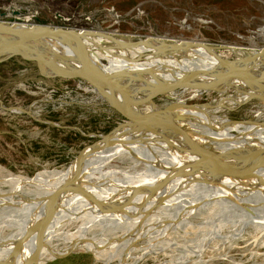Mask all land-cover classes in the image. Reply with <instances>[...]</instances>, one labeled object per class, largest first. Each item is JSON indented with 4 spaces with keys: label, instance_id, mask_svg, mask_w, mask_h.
Instances as JSON below:
<instances>
[{
    "label": "rangeland",
    "instance_id": "rangeland-1",
    "mask_svg": "<svg viewBox=\"0 0 264 264\" xmlns=\"http://www.w3.org/2000/svg\"><path fill=\"white\" fill-rule=\"evenodd\" d=\"M10 9L19 10L18 16L22 18L33 16L34 18L29 20L30 23L104 31L127 38L144 39L153 36L229 44L234 45L233 47L240 46L243 51L251 53L264 46V0H0L1 20L14 17ZM219 52L224 53L225 58L233 59L228 53ZM102 61L107 63L106 60ZM29 62L31 67L15 56L0 62V238L2 239L17 230L9 221H12L11 217L17 215L15 210L26 207L20 205V203L23 205L21 199L31 200L34 195L32 191L44 189L28 183L15 188L13 178L26 180L41 174L37 179L40 184L46 182V177L48 179L45 172L59 171L65 174L62 171L67 172L78 152L86 146L89 148L88 145L96 141L99 134H106L121 123L130 122L118 114L120 112L111 104L110 109L102 103V100L90 91L81 79L46 73L38 63ZM153 86L156 85L149 84L140 89L149 93ZM218 96V92L200 93L196 97H188L191 100L188 102L212 103ZM239 97L244 96L239 95ZM184 98L185 94L176 99L172 98V101L157 96L154 101L165 108H172L178 106V99H183L185 104ZM224 101H221L223 106L210 112L216 111L214 114L237 119L238 123L245 121L243 119L264 121V102L243 106L239 105L241 103H234L232 108L240 107L230 110L229 103ZM18 109H23L24 112L17 111ZM141 112L144 115L151 114L145 109ZM193 125L197 129L195 127H191V130L187 129L185 124L180 128L198 134L200 123ZM218 133L223 132L218 131ZM232 133L238 134L236 131ZM239 134L242 135L237 136L245 137L256 135V132L243 129ZM257 136L262 137V135ZM101 139L102 137L96 141V145ZM231 141H234V144H231ZM228 142L227 144L235 149L238 144H249L234 139ZM125 152H121L122 156L117 155V157L115 154L105 158L106 162H102L103 164L112 157H117L112 159L109 163L111 165L105 166L104 170L114 169L130 173L144 168L145 165L142 163H138V166L133 168L132 163L138 161H133L135 158L128 156L129 152ZM14 188L18 192L13 195V205L12 202L3 203L2 194H12ZM195 190L202 193L204 191L196 188L191 193L196 192ZM44 194L46 191L41 196ZM189 196L188 193L181 200H187ZM18 198L20 200H17ZM211 198L213 197L207 196L204 199ZM186 203L188 204L185 205V212L191 210V202ZM207 212L206 209H199L189 216L190 227L170 228L158 235L157 239L162 243L157 249L141 250L150 239L133 242L137 249L130 252L131 255L125 258L124 263L113 255L115 248L118 247L116 245H120L127 238L125 230L116 227V231L113 230L114 232L106 235L102 241L122 238L123 240L120 239L118 244L106 242L102 245V250L97 252L98 254L79 249L75 253L70 252L61 258L42 264H264V231L250 224L249 221L226 222L225 227L222 225L219 231L221 234L211 232L205 243L199 249L195 248L199 240L205 236L203 231L198 230V225L208 224L209 221L203 223ZM236 222L239 224L236 225ZM210 223L213 224L214 220ZM73 227L75 229V225ZM94 239L101 240L97 235ZM168 241L171 242L169 245L166 244ZM67 244L69 243L61 244V247L70 246ZM106 254L111 255L109 259H106ZM182 258H186L185 261Z\"/></svg>",
    "mask_w": 264,
    "mask_h": 264
},
{
    "label": "bare ground",
    "instance_id": "bare-ground-1",
    "mask_svg": "<svg viewBox=\"0 0 264 264\" xmlns=\"http://www.w3.org/2000/svg\"><path fill=\"white\" fill-rule=\"evenodd\" d=\"M19 24L24 25L23 23ZM113 36L109 35L107 32L96 36L87 35L83 38L84 41L89 43L86 45V49L83 50L86 51L85 53L81 50L77 51L70 42L66 41L68 39L65 35H63L60 42L62 45L59 46L70 59L76 60L80 55L83 57L90 56L95 58L99 63L115 69L125 65L127 59L130 60L141 54H150L155 50L157 51L161 49V46L163 45L159 41L160 37H149L151 39L146 43L133 44L132 39ZM172 40L179 41L180 39ZM64 41L65 43H68L63 44ZM14 55H20L26 57L29 61L38 63L43 72L61 77H71V70L53 58L48 52L46 45L41 41H33L24 49L15 52ZM195 56H197V58H195ZM102 58L114 65L109 62L108 64L103 63ZM232 61L233 59L225 58L224 53L222 52L205 54L202 50L195 49V53H192L191 50L185 49L180 50L178 53H175L171 57L158 63L144 62L141 63V66L150 68V73L152 70H155L161 79L171 81L177 79L178 76L181 75L176 70L182 69L183 71V69H187L197 71L200 70L199 68L202 66L216 65L220 63L224 64V62ZM263 63L264 56L257 62V65L259 66ZM166 65L170 67L167 68L165 67ZM230 70H233V66H230ZM242 89L244 88L241 86V90ZM198 93L195 91L191 95L196 97L198 96ZM218 93L219 96L216 97L212 103H207L205 106L185 105L183 99H178V106L167 109L175 120V130L171 129L169 126L161 124V121H159V115L149 117L150 115H144L141 110L138 109L136 113H133V115L130 116V122L121 123L113 129L110 134L106 135V137H102L97 145L94 144L93 147L85 149L78 159L76 158L73 160L67 168V172L62 171L67 175L59 171L45 172L44 174L48 175V179L46 177V182L40 184L37 179L41 174L26 180H14L13 178L15 188L22 187L25 183H28L35 184L44 189L39 188L36 191H32L34 195L31 200L21 199L23 200V205L21 203L20 205L26 206L27 208L24 207L23 209L21 207L22 210L18 209L17 211H14L17 215L11 217L12 221L9 222L11 225L15 226L17 230L14 234H11L5 239L0 238V258L7 256L14 246V243L21 238L27 228L32 225L35 220L34 218L44 213L45 204L41 199V194L46 191L45 189L61 183L70 176L72 177L77 169L81 170V173L83 174L82 179L89 184L91 195L95 200L102 199L116 203L127 198L133 199L139 196L136 200L140 203H144V205L140 208L141 210L137 216L130 219L129 216L122 213L103 214L100 211L97 212L95 207H91L90 202L87 201L84 196H81L80 194H69L61 203L58 212L54 215L53 223H51L50 235L47 240L48 251H44L43 259H50L56 254L60 255L64 252L67 253L71 251L72 253H75L79 249L92 250L97 253L100 249L102 250V245L106 242L118 244L122 238L110 239L108 241L106 240V242L102 240L103 238H106V235L114 232L113 230L116 231V227H119L122 231L125 230L124 232L125 235H127V238L125 240V235H123L125 241L120 245H116L118 247L115 248L116 251L113 255L124 263L126 260L125 258L128 255H131L130 252L136 248L133 242L150 239L148 244H146L141 250L157 249V246H160V243H162V241L157 239L158 235L163 234L165 230L170 228L180 227L185 229L188 226L190 227L191 219L189 221L188 217L199 209L208 210L207 215L203 218V223L205 224L206 221L209 222L206 225H203L202 223V225H198V230L203 231L205 236L199 240L200 242L198 241L199 244H197L196 247L193 246L197 249L205 243V240H207L211 232L215 231V233H218L221 227L229 221L238 222L241 220L242 223L249 221L250 224L256 225L264 231V170L262 169L259 171L260 166L257 167L256 158L259 153V161L264 162V121L249 119L248 121L246 120L242 123H238L236 121L231 122V119H228L226 116L214 114L216 108L223 106L221 103L222 100L228 102L229 107L231 108L234 103L242 104L244 100V97H239V95H241L239 92H237V94L227 95V92L223 90ZM148 94L150 93H139L137 97L146 98L145 96H148ZM169 97L177 98L171 94H169ZM238 97L240 100H238ZM115 109L118 112H123L118 108ZM212 109H214L213 113H211ZM19 110L24 112L23 109H18V111ZM148 112H150L151 115L155 114L153 113V110H149ZM197 122L198 125L200 123V127H198L200 128V132L198 134L187 132L184 128V130L180 128L185 124L186 128L191 130V127L196 128L193 124ZM218 122H220V124H218ZM243 129L253 130L256 132V135L245 137L237 136L242 135L239 133H241ZM218 131L223 133L219 134ZM232 131H236L238 134L235 135ZM186 134L193 138L195 141L192 142L193 144L188 143L189 141L184 139L185 137L189 138ZM257 135H262V137H258ZM230 139H234L238 142H248L250 145L247 143L238 144L235 149L227 144ZM231 144H234V141H231ZM193 145L197 148L204 147L215 152L224 153L227 156V158H224L226 161H220L222 162L220 163L217 161L215 162L214 160V162L207 160L205 159L206 157L204 158L198 151H196V149H194ZM125 151L127 153L129 152L127 154L128 156L131 155L135 158L133 161H138L132 163L131 166L133 168L137 167L138 163L144 164V168L142 170H134V172L130 173L114 169L104 170V167L107 166L112 159L117 158L122 154L121 152ZM115 154L118 156L112 157L109 161L106 159L108 162L104 164L102 163L105 161V158H109L113 155L115 156ZM245 163L246 165H249L245 171H248L249 173L258 171L257 175L244 181L233 177L222 179L231 190H229V187L226 189L213 183V180L215 179H212V177L209 179L210 182L192 183L188 186V184L191 183L190 179L177 174L178 172L182 173L185 171H202L205 172L204 175L207 176L208 174L213 173L211 171H214L223 165L238 166ZM120 174L121 176L119 177ZM153 184L157 185V190L152 197L146 198L143 194L139 193L145 186L149 187V185L153 186ZM15 188L12 191V194H2V196L4 195V197H2L3 203L12 202L11 204L13 205V195L18 192ZM196 188L204 189L203 193L197 192L198 190L191 193V191ZM232 192H236L235 199L230 196V193ZM188 193L190 196L184 201L191 202V205L189 203L191 210L185 212V205L188 203L181 199ZM207 196H212L213 198L204 199ZM17 200L20 199L18 198ZM7 205L8 204H6V206ZM93 205L96 206L95 204ZM129 209L130 211L136 210L135 207ZM211 220H214L213 224L210 223ZM237 222L236 225L239 224ZM73 225H75L73 232H65L63 236L61 235V231L66 229L65 227ZM91 232L93 234H91ZM219 233L221 234V232ZM89 234H91L92 237L95 234L94 236L97 235L101 240H95L89 236ZM59 236L64 237L61 244H66L68 242L69 244L67 245L70 246L59 247V249L58 247L56 248ZM87 237L91 239V242L88 244L85 243ZM34 241L35 238L33 237L25 241L24 244L29 251L33 248L31 246ZM170 243L171 242L168 241L166 244L169 245ZM161 247L163 246L161 245ZM110 253H112V251ZM110 256L111 255L108 254L106 259H109Z\"/></svg>",
    "mask_w": 264,
    "mask_h": 264
},
{
    "label": "water",
    "instance_id": "water-1",
    "mask_svg": "<svg viewBox=\"0 0 264 264\" xmlns=\"http://www.w3.org/2000/svg\"><path fill=\"white\" fill-rule=\"evenodd\" d=\"M10 12L14 15L13 18H10L9 20L0 19V62L15 56L30 65V62L26 57L14 54L18 50H22L30 45L33 41H41L46 45L48 52L53 58L71 70L72 79H81V82L86 85L90 91L95 93L102 100V103H105L109 108V105L111 104L113 108H118L123 111L118 114L128 120L138 109H145L147 111L153 110V113L155 114H150L149 117L159 115V121H161V124L169 126L171 129L175 130L176 123L174 118L170 115V111L167 110L169 107L165 108L154 101V98L157 96H162L172 101L169 94L174 95L177 98L178 96L185 94V104L189 106H205L207 104V102H188L191 101L188 97H193L191 94L195 91H197V93L200 92L202 94H208L210 91L219 92L224 90L230 95L237 94V92H239L242 96H244L243 103L240 106L246 104H261L264 102V63L259 66L257 65V62L264 56V46L251 53L243 51L240 46H235L237 48H234V45L229 44H211L195 40L173 41L170 38L154 37L159 38L160 43L163 44L161 49L157 51L155 50L150 54L138 55L130 60L127 59L125 65L114 69L99 63L95 58L90 56L83 57L80 55V57L76 60L70 59L59 46L62 45L60 42L63 35H65L68 39L66 41L70 42V44L77 51L81 50L85 53L86 51L83 50L86 49L85 47L89 43L84 41L83 38L87 35L96 36L104 34V31L88 29L79 30L65 26L30 23L29 20L34 18L33 16L22 18L18 16L20 15L19 10L10 9ZM19 23H23L24 25ZM109 35L119 36L115 33H109ZM149 37L152 38L153 36ZM149 37L144 39H128H132L133 44H142L151 39ZM68 42L65 43L64 41V43H62L67 44ZM185 49L191 50L192 53H195V49H200L205 54H214L215 52L224 51L233 57V61L224 62V64L220 63L216 65L202 66L199 68L200 70L197 71L187 69H183L182 71V69H175L181 75L178 76L177 79L171 80L170 82L161 79L155 70L151 69L152 72L150 73V68L141 66V63L144 62L158 63L171 57L175 53H178L180 50ZM195 58H197V56H195ZM103 59L104 58H102V60ZM106 64H108V62ZM230 66H233V70H230ZM165 67L169 68L170 66L166 65ZM149 84L156 85L149 92L150 95L145 96L146 98H138L137 96L139 93H144L140 88ZM241 86L244 88L243 90H241ZM182 89H185V91ZM200 93H198V95ZM240 106H236L230 110H235ZM230 119L231 122L237 120L232 118ZM243 120L248 121L249 119ZM110 132L106 134H99L97 140L101 137H106V135L110 134ZM184 139H187L186 141H189L188 143L195 142L191 136H189V138L185 137ZM96 141L88 146L93 147L94 144H96ZM86 147L78 152L76 156L77 159L85 151V149H87ZM194 149H196L201 156L204 158L206 157L205 159L210 161L214 160L215 162H224L226 161L224 158H227L224 153L215 152L204 147H194ZM259 156L260 154L258 153L256 158L257 167L260 166L261 168H259L260 171L262 169L264 170V162L259 161ZM247 167H249V165H246V163L238 166L223 165L222 167L211 171L213 173L208 174L207 176H205V172L202 171H185L182 173L178 172L177 174L190 179L191 183H189L188 186L192 183L210 182L209 179L212 177V179H215L213 180V183L228 189L229 186L222 180L226 177H233L244 181L257 175L258 171L252 173L245 171ZM82 176L83 174L81 173V170L77 169L72 177L70 176L61 183L55 184L53 187L50 185L51 187H47L45 189L46 194H44L41 198L45 204L44 213L34 218L35 220L32 225H30L23 236L14 243V246L7 256L0 258V264H42L61 258L71 252H64L65 254H56L50 259H43L44 251H48L47 240L50 235V228L51 223H53L54 215L58 212L61 207V203L68 197L69 194H80L81 196H84V198L90 202L91 207H95L97 212L100 211L103 214L122 213L129 216L130 219L135 218L141 210L140 208L144 205V203H140L136 200L139 196L133 199L127 198L116 203L108 202L107 200L102 199L95 200L91 195V188L89 187V184L83 181ZM156 186V184H153V186L149 185V187L145 186L139 193L143 194L146 198L152 197L157 190ZM229 190H231L230 187ZM235 193L236 192L230 193V196L234 199L236 198ZM131 207H135L136 210L130 211L129 208ZM65 228L66 229L61 231L62 236L65 232L74 231L73 226ZM91 234L93 233L91 232ZM91 234H89V236L92 237ZM94 235L92 238H94ZM62 236H59L58 238L56 246L58 249L61 247V243L64 240V237ZM31 237L35 238V241L31 246L33 248L29 251L24 243ZM88 237L85 239V243L87 244L91 242V239ZM84 251L93 252L92 250L85 249Z\"/></svg>",
    "mask_w": 264,
    "mask_h": 264
},
{
    "label": "flooded vegetation",
    "instance_id": "flooded-vegetation-1",
    "mask_svg": "<svg viewBox=\"0 0 264 264\" xmlns=\"http://www.w3.org/2000/svg\"><path fill=\"white\" fill-rule=\"evenodd\" d=\"M18 111V110H17ZM20 111V110H19ZM21 112H23V111H21Z\"/></svg>",
    "mask_w": 264,
    "mask_h": 264
}]
</instances>
